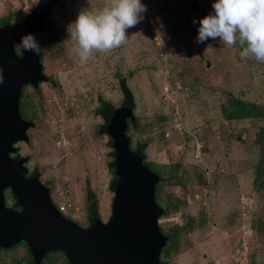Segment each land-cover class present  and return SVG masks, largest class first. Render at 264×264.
Masks as SVG:
<instances>
[{
    "label": "rangeland",
    "instance_id": "1",
    "mask_svg": "<svg viewBox=\"0 0 264 264\" xmlns=\"http://www.w3.org/2000/svg\"><path fill=\"white\" fill-rule=\"evenodd\" d=\"M40 1L0 0V20L12 16L11 24H19ZM107 2L64 0L36 37L35 50H42L52 82L38 90L27 87L22 98L23 118L36 124L30 142L17 145L30 157V171H40L54 203L72 205L68 218L85 228L89 181L101 220L108 222L113 156L96 110L100 100L120 108L119 79L125 78L137 104L128 130L132 147L149 143L147 162L161 178L156 199L166 215L160 226L171 238L162 260L264 264V63L242 60L238 46L219 40L196 42L199 21L213 11L214 0H141L147 12L127 30V42L81 64L68 26L81 10ZM233 98L258 112L229 120L227 114L237 109L230 106ZM177 122L182 133L173 130ZM27 258L25 245L0 252V264ZM46 264L68 262L54 253Z\"/></svg>",
    "mask_w": 264,
    "mask_h": 264
},
{
    "label": "water",
    "instance_id": "2",
    "mask_svg": "<svg viewBox=\"0 0 264 264\" xmlns=\"http://www.w3.org/2000/svg\"><path fill=\"white\" fill-rule=\"evenodd\" d=\"M61 0H41L24 21L0 25V247L24 242L35 264L50 252H62L70 264H168L161 258L169 244L160 226L164 209L156 199L161 178L144 165L132 150L129 121H136L133 108L112 110L105 128L116 152L112 216L90 227L62 215L52 198L51 184L41 180L39 170L30 171V157L21 155L19 143H29L34 122L21 112L23 87L38 89L52 81L45 74L41 56L25 51L19 56L21 37L40 32ZM15 61V63H12ZM11 192L14 204L9 206Z\"/></svg>",
    "mask_w": 264,
    "mask_h": 264
},
{
    "label": "clouds",
    "instance_id": "3",
    "mask_svg": "<svg viewBox=\"0 0 264 264\" xmlns=\"http://www.w3.org/2000/svg\"><path fill=\"white\" fill-rule=\"evenodd\" d=\"M212 9L199 21L196 42L219 40L229 48L238 46L242 60L264 63V0H214ZM146 12L141 0H108L102 8L81 10L68 26L79 62L85 64L94 53L107 54L123 46L127 30L139 24ZM18 46L34 51L39 44L34 35L26 34Z\"/></svg>",
    "mask_w": 264,
    "mask_h": 264
},
{
    "label": "trees",
    "instance_id": "4",
    "mask_svg": "<svg viewBox=\"0 0 264 264\" xmlns=\"http://www.w3.org/2000/svg\"><path fill=\"white\" fill-rule=\"evenodd\" d=\"M64 0H61V2ZM60 2V3H61ZM59 3V4H60ZM12 20V16H8L4 19L1 20V25H7L10 24ZM50 24V20L48 21L47 25ZM46 25V26H47ZM45 26V27H46ZM44 27V29H45ZM43 29V30H44ZM41 58L43 57L42 50L39 51ZM52 82V81H51ZM119 87L120 90L123 94V101L120 106V108H133L134 110L136 109V102H135V96L131 88L128 86L127 81L125 78H120L119 79ZM230 106H235L237 109L231 113H228L227 117L229 120H238V119H248L253 116L255 112L257 111L256 106L245 103L239 99L233 98L230 101ZM114 109H119L115 108L109 101L106 100H100L99 106L96 110V113L100 116H102L105 120L106 116ZM100 133L104 135H108L106 132L105 125L103 124L100 128ZM129 136V135H128ZM131 145H132V139L129 136ZM110 145L112 148V156H113V161L110 163V172L113 176L111 183H110V188L111 191L114 193L115 187L117 184V175L115 174V165H116V152L114 150V143L112 139L110 138ZM149 143L148 142H140L137 144L136 148L134 149L132 146V150L139 156L143 157L144 159V165L148 168H151V164L147 162L148 155H147V149H148ZM34 171H37L36 169ZM159 185V184H158ZM157 185V188H158ZM157 188H156V193H157ZM87 196H86V205H87V210H88V220L90 221V226L94 225L96 222L101 220L100 213H99V201L96 193L92 189L89 181H87ZM114 199V198H113ZM113 205V203H112ZM166 215V211L164 212L163 216ZM171 241V238L169 237V242Z\"/></svg>",
    "mask_w": 264,
    "mask_h": 264
},
{
    "label": "flooded vegetation",
    "instance_id": "5",
    "mask_svg": "<svg viewBox=\"0 0 264 264\" xmlns=\"http://www.w3.org/2000/svg\"><path fill=\"white\" fill-rule=\"evenodd\" d=\"M0 22H1V20H0ZM0 25H1V23H0ZM42 31H43V30H42ZM42 31H40V32H42ZM40 32L34 33V34H32V35H34L35 38H36L37 35H38ZM20 48L22 49V52L20 53V52L18 51V48H17V53H18L19 56H23V55H24V49H23L22 47H20ZM35 51H36V50H35ZM36 52H37V51H36ZM37 53L40 55L39 51H38ZM40 56H41V55H40ZM41 61H42V58H41ZM45 74H46V73H45ZM46 75H47V74H46ZM49 82H51V81H49ZM27 87H32V88H34L32 85H25V86L23 87V96H24L25 89H26ZM34 89H35V90H38V89H36V88H34ZM23 96H22V98H23ZM21 106H22V99H21ZM21 106H20V112H21ZM21 114H22V112H21ZM130 124H131V122L129 121V126H130ZM128 130H129V129H128ZM46 183H47V182H46ZM47 184H49V183H47ZM8 195H9V197L11 198V199H10V200H11V203H10V200H9V199H7V203H8L9 206H11V205L14 204L13 196H12V194H11L10 191L8 192ZM6 198H7V196H6ZM59 212H60V211H59ZM60 213H61V212H60ZM61 214L64 215V216H66V217H68V216H67L66 214H64V213H61ZM88 227H90V225H89ZM21 245H25V246H26L27 251H28V258H27V259H21V261H20L18 264H35V263H34V257H33V255H32V253L30 252V249H29L28 245L25 244L24 242H22V243L16 245L15 247L9 248V249L0 247V252H2V253H6V252L11 251L12 249H15V248L21 246ZM54 253H62V252H50V253H48L47 256L44 258V260L42 261V264H46L48 258H49L52 254H54ZM62 254H63V253H62ZM63 255H64V254H63ZM64 256H65V255H64ZM65 257H66V256H65ZM66 258H67V257H66ZM67 262H68V264H70L68 258H67Z\"/></svg>",
    "mask_w": 264,
    "mask_h": 264
},
{
    "label": "built area",
    "instance_id": "6",
    "mask_svg": "<svg viewBox=\"0 0 264 264\" xmlns=\"http://www.w3.org/2000/svg\"><path fill=\"white\" fill-rule=\"evenodd\" d=\"M173 130L177 133H182L184 130V126L181 122H177L176 124H174ZM200 154H201V147L199 146L198 150H197V156L196 157L199 158ZM57 208L61 213L68 215V211H70V209L72 208V205H70V204L60 205V206H57Z\"/></svg>",
    "mask_w": 264,
    "mask_h": 264
}]
</instances>
